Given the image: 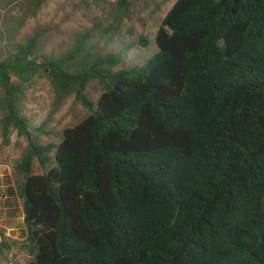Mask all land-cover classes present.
<instances>
[{
	"label": "trees",
	"instance_id": "trees-1",
	"mask_svg": "<svg viewBox=\"0 0 264 264\" xmlns=\"http://www.w3.org/2000/svg\"><path fill=\"white\" fill-rule=\"evenodd\" d=\"M50 1L0 0V136L26 141L27 264H264V0H177L131 68L134 44L110 45L136 0L116 1L97 40L45 53L41 32L17 34ZM36 80L49 118L70 97L87 112L56 144L21 115Z\"/></svg>",
	"mask_w": 264,
	"mask_h": 264
},
{
	"label": "rangeland",
	"instance_id": "rangeland-1",
	"mask_svg": "<svg viewBox=\"0 0 264 264\" xmlns=\"http://www.w3.org/2000/svg\"><path fill=\"white\" fill-rule=\"evenodd\" d=\"M117 0H54L45 5L38 14L27 19L18 29L17 39L31 36L35 32L42 33V49L45 53H57L68 49L78 34L92 31L99 34L111 23L114 15V4ZM177 0H136L132 1L123 21L120 22L119 32L116 34L115 44L127 46L133 43L134 47L128 50L123 68L141 65L145 60L156 54L154 44L155 34L165 15ZM17 17L18 11H13ZM98 35L95 36L97 40ZM144 40L146 46L138 44ZM101 88L97 83H91L86 96L95 102ZM52 91L44 80H36L28 89L25 100L21 105V115L32 128L39 127L47 121L46 131L51 132L49 137H41L42 144H56L54 134L71 128L82 121L86 110L72 97L61 106L58 113L49 118ZM26 147L24 138L15 133L9 136L5 145L0 136V234L9 250L0 256V264H27L31 256L25 247V230L23 226L22 199L18 195L20 179L14 168ZM41 170L36 163L33 165V174L40 175Z\"/></svg>",
	"mask_w": 264,
	"mask_h": 264
}]
</instances>
